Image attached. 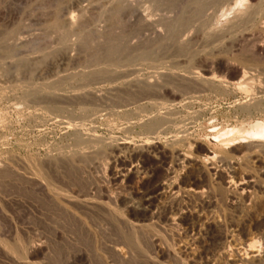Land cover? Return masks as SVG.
<instances>
[{
	"label": "rangeland",
	"instance_id": "obj_1",
	"mask_svg": "<svg viewBox=\"0 0 264 264\" xmlns=\"http://www.w3.org/2000/svg\"><path fill=\"white\" fill-rule=\"evenodd\" d=\"M262 1L259 2V8L264 12ZM112 5V0H0V164L5 166L0 167V237L7 241L3 245L0 242V264H66L67 261L70 264L78 252L86 257L87 264H103L105 259L112 260V263L108 261L110 264H243L244 261L240 262L238 258L245 259L248 256L246 259L251 256L259 258L252 264H264V150H232L239 143L246 145L252 139L256 132L253 131L254 127H264V35H261L263 31L255 29L262 26L261 22L259 19L255 21L256 25L249 31L252 35L239 34V28L236 33L219 36L224 38L220 40L212 30L224 31L234 10L224 13V7L217 4H209L219 7L214 10L215 7L212 9L209 6L211 10L206 8L207 15L204 14L197 21L188 18L189 13L182 10L186 1L183 4L181 0H132L131 7L122 3L118 8L113 6L114 9H111ZM139 14L149 20V25L141 21ZM70 17L74 19L71 26L68 22ZM198 21L203 24L199 26ZM170 24L177 27L173 26L170 31ZM229 35L232 39H229ZM180 45H183L182 49H179ZM113 46L116 48L115 52L108 50ZM105 64L119 71L115 75L118 80L115 76L113 77L116 79H111L113 81L103 79L101 82L100 79L90 80L88 83L84 79V72L88 73ZM228 66L239 71L236 78L229 79ZM134 67L136 71L133 73ZM203 69L214 71L217 79L221 77L225 82L215 81L199 87L177 79H158L161 71H183L184 74ZM124 71L129 76L124 77L120 73ZM150 75L152 79L161 80L158 85V89L161 86V92L156 89L155 94H148L149 99L145 97L140 101H132L130 98L134 94L124 90L120 85L122 79L131 76L143 79ZM241 80L244 81L239 84ZM61 81L64 85L59 84ZM238 84L240 87L243 85L242 88ZM118 87L120 93L124 94L120 96L124 98L123 102L119 99ZM114 88L119 94H116ZM89 89L100 94L99 99L93 100L89 96L86 99L79 97L78 101L76 98H67L68 94L76 93L75 91ZM124 100L125 103L128 102L127 107ZM154 101L157 102V107ZM249 101L256 105L246 108ZM169 106L174 108L170 124L153 132L143 128L142 123L148 116ZM241 125L247 127L244 130L248 134L243 135L242 129L239 131ZM246 135L249 139L245 138ZM254 136L252 140L264 141V136ZM227 138L229 143L226 142ZM223 140L225 143H222ZM118 141L130 142L129 145L136 152L145 150L146 146L155 142L167 149L178 148L183 153L194 152L192 155L200 160L204 157L198 147L205 146L217 153L214 161L217 165L222 164L218 157L219 148L226 147L230 152L225 160L229 179L237 181L245 177L253 182L247 188L248 197L245 200L236 198L234 203L229 202V196L226 195L229 188L217 175L208 173L202 181L196 172L187 175L181 171L188 178L196 179H189L184 185L204 189L203 195H183L176 202L162 196L158 204L173 208L170 207L172 211L168 212L169 220H162L157 224L153 222L155 226L152 223L145 226L143 231H129L130 238H133L129 240L131 254L125 263H116V254L108 245L123 237L122 225L106 229L108 232H96L93 234L94 239L91 234L83 233L81 229L79 231L74 223L65 220L61 209L49 198L46 190L38 186L39 181L43 184L45 182L34 174V168L40 167L41 173L45 170L41 175L46 180H51V183L48 182L52 187L56 185L54 187L61 197L68 196L71 205L96 203L115 211L114 216L125 214L129 219L135 220L132 214L126 212L131 200L135 199L132 191L142 190L141 188L151 186L156 181L163 182L166 169L173 165L170 160L165 163L168 167L158 162V150L151 147L153 155L150 151V158L146 162L143 157H133L124 149H120L118 153L110 151V144ZM119 153L125 154L122 155L125 159L130 156L126 162L138 170L140 168V173L136 171L131 174L130 181L124 188L111 182V175L118 168V164L111 160L114 159V154ZM40 162L42 163L39 164ZM17 170L29 176L27 180L31 181L18 175ZM46 174H49V179ZM91 214L92 222L96 225L101 218L104 219L101 213ZM89 218L91 220V216ZM171 220L177 226L172 225ZM189 224L194 225V229H186L185 226ZM32 240L40 244V247L37 253L30 256L22 244L29 245ZM250 244L253 246L248 247ZM208 246L210 250L206 252ZM95 258L101 261L93 260ZM74 263L83 264L81 261Z\"/></svg>",
	"mask_w": 264,
	"mask_h": 264
},
{
	"label": "bare ground",
	"instance_id": "obj_2",
	"mask_svg": "<svg viewBox=\"0 0 264 264\" xmlns=\"http://www.w3.org/2000/svg\"><path fill=\"white\" fill-rule=\"evenodd\" d=\"M186 1V5H185V7H184V9H182V10H186L187 11V13H189L188 15H189V17L188 18H190V19H192V20H199V19H202L201 17L202 16H204V14L205 15H207L206 14V12H205V9L207 8V9H209V10H211L210 8H214L215 7V9L214 10H216V9H218V7L220 6V7H224L223 9H222V11L224 10V13L228 10H234V14L232 15V18L230 19V17H229V19H228V21H227V24L225 25L226 26V28H224V31L223 30H219L218 31V29H217V31H216V29H214V27H213V29L214 30H212L213 31V34L215 33L216 35V37H218V39H220V40H223V39H221V37L223 36V34H231V32L232 33H236V31L238 30L240 33L239 34H242V35H244V34H250L249 33V31L250 30H252V27L254 26V24H255V21L256 20H258L259 19V21L261 22V24H262V26L261 27H259V28H255V29H259L258 30V32L261 30V32L263 33H261V35H264V12L262 11V10H260V8H259V2H261L262 0H181V2L184 4V2ZM110 2V1H109ZM262 2H264V1H262ZM112 3H113V5L111 6V9H114V8H112L113 6L114 7H119V5L120 4H122L123 3V5H126L127 7H131L132 6V0H112ZM211 4H217V5H219V6H217V8H216V6H214V7H212V6H210ZM210 6V8H208ZM124 7V6H123ZM186 8V9H185ZM123 9V8H122ZM129 9V8H128ZM82 10H83V8H82ZM221 10V9H220ZM181 11V10H180ZM189 11V12H188ZM205 12V13H204ZM219 12V11H218ZM232 12V11H231ZM181 14H182V12H181ZM186 14V13H185ZM228 14V13H227ZM140 15V14H139ZM139 15H137V16H139ZM213 15H215V13L213 14ZM134 16V15H133ZM186 16V15H185ZM225 16V15H224ZM140 17V19H141V21L144 23V24H146V25H149V20L148 19H146L144 16H139ZM183 17V16H182ZM207 17V16H206ZM184 18V17H183ZM188 18H187V20H188ZM227 18V17H226ZM177 20H179L178 18H176ZM206 19V18H205ZM176 20V21H177ZM181 20V19H180ZM184 20H185V18H184ZM204 20V19H203ZM209 20V19H208ZM218 20H219V18H218ZM191 21V20H190ZM226 21V20H225ZM68 22H69V24H70V26L72 25V24H74V19L73 18H68ZM170 22V21H169ZM174 22V21H173ZM186 22V21H185ZM192 22V21H191ZM200 22H201V20H200ZM199 21L197 22L198 24L200 23ZM182 23V22H181ZM184 23V22H183ZM182 23V24H183ZM189 23V21L187 22V23H185L186 25ZM204 23H206V22H204ZM215 23V22H214ZM226 23V22H225ZM68 24V25H69ZM201 24H203V23H201ZM201 24H199V26L201 25ZM260 24V25H261ZM169 25V24H168ZM180 25V24H179ZM179 25H178V27H179ZM190 25V24H189ZM204 25H206V24H204ZM256 25V24H255ZM259 25V24H258ZM175 27V25H172V24H170V27H168V28H170V31H171V29H172V27ZM182 26V25H181ZM208 26V25H207ZM73 27V26H72ZM173 27V28H174ZM176 27H177V25H176ZM175 27V28H176ZM167 28V27H166ZM192 28V27H191ZM203 28V27H202ZM212 28V27H211ZM216 28V27H215ZM205 29V28H204ZM175 30V29H174ZM173 30V31H174ZM189 30V29H188ZM202 31V30H201ZM210 31V30H209ZM211 31V32H212ZM257 31V30H256ZM175 32V31H174ZM178 32V31H177ZM258 32H257V34H258ZM172 33V32H171ZM180 33V32H179ZM190 33V32H189ZM194 34V33H193ZM210 34V33H209ZM168 35V34H167ZM178 35V34H177ZM212 35V34H211ZM236 35V34H235ZM250 35H252V34H250ZM117 36V35H116ZM179 36V35H178ZM219 36H221V37H219ZM225 36V35H224ZM233 36V35H232ZM245 36V35H244ZM249 36V35H248ZM255 36V35H254ZM181 37V36H180ZM208 37V36H207ZM234 37V36H233ZM237 37H238V34H237ZM244 38H246V37H244ZM228 39V38H227ZM229 39H232L231 37H230V35H229ZM235 39V38H234ZM242 39H243V37H242ZM264 39V38H263ZM181 40V39H180ZM241 40V39H240ZM249 40V39H248ZM209 41V40H208ZM207 41V42H208ZM229 41V40H228ZM227 41V42H228ZM258 41V40H257ZM123 42V41H122ZM226 42V41H225ZM224 42V43H225ZM125 43V42H124ZM220 43V42H219ZM230 43V42H229ZM251 43H252V41H251ZM260 43V42H259ZM209 44V43H208ZM226 44V43H225ZM256 45V44H255ZM258 46V45H257ZM257 46H255V47H257ZM259 46H261V44L259 45ZM180 47V48H179ZM178 48L179 49H182L183 48V45H180ZM247 47V46H246ZM106 49V48H105ZM109 49H112V51L113 52H115V50H116V48L113 46L112 48H108V50ZM120 49V48H119ZM185 49V48H184ZM255 50V49H254ZM111 51V52H112ZM121 51V50H120ZM129 51V50H128ZM110 52V51H109ZM117 52V51H116ZM125 52H126V50H125ZM211 52V51H210ZM107 53V52H106ZM182 54H183V52H182ZM119 55V54H118ZM104 56V55H103ZM105 60V59H104ZM106 61V60H105ZM112 63V62H111ZM125 63V62H124ZM105 65H107V64H105ZM101 66V67H96V68H94V69H92L91 71H89L88 73L87 72H84V71H82V72H84L83 73V75H84V79L85 80H87L88 81V83H89V81L90 80H100L101 79V82H102V80L103 79H112V78H114L113 76H115L117 73H119V71L118 70H116L115 68H112L111 67V65H107V66ZM115 65V64H114ZM125 65H128V64H125ZM124 65V66H125ZM133 65H135V64H133ZM132 65V66H133ZM98 66H100V65H98ZM121 67V66H120ZM136 67V66H135ZM135 67H134V71H133V73L136 71L135 70ZM211 67V66H210ZM92 68V67H91ZM117 68H118V66H117ZM123 68V67H122ZM132 68V67H131ZM139 67H137V69H138ZM129 69V68H128ZM128 69H127V71H128ZM140 69V68H139ZM186 69V68H185ZM212 69V68H211ZM124 70V69H123ZM192 70V69H191ZM122 71V70H121ZM255 71V70H254ZM183 72V71H182ZM177 73V72H165V71H161L158 75V79L160 78V79H163V81H164V79H177V81L179 80V81H181L182 83H186V84H188V85H198L199 87L202 85H209L210 83H213V82H215V81H217L218 83H221V82H225V80H223V79H220L221 77H218V79H217V77L214 75V71L212 72V70L210 71V70H208V69H203L202 71H189L188 73L186 72V73ZM220 72V71H219ZM243 72H246V71H244L243 70ZM86 73V74H85ZM120 73H123L124 74V77L125 76H129V73L128 72H126V71H124V72H120ZM130 73H131V71H130ZM137 73V72H136ZM227 75L229 76V79L230 78H232V79H234V78H236V76H238L239 75V71L238 70H236L234 67H229L228 66V68H227ZM81 74V73H80ZM242 75H245V74H243V73H241ZM252 74H254V73H252ZM82 75V74H81ZM82 75V76H83ZM137 74H135V76H136ZM246 75H249V74H246ZM132 76H133V74H132ZM128 77V78H125V79H122V81H121V86L122 87H124V90H126V92L128 91H130V92H133L132 94H134V97H133V95L131 96V98L130 99H132V101H140V100H142V99H144L145 97H148L149 95L148 94H150L151 92L153 93L154 91H156V89L157 90H160V88H161V86H160V88L158 89V85H159V83L161 82V80H156V79H152L151 78V76L152 75H150V77L148 76L147 78H143L142 79V77H140V78H136V77ZM218 76V75H217ZM223 76V75H222ZM226 76V75H225ZM116 77V76H115ZM154 78H155V76H153ZM251 77V76H250ZM117 78V79H116ZM116 78H114V79H116V80H118V77H116ZM227 78V77H226ZM242 78V77H241ZM83 79V78H82ZM228 79V80H229ZM244 79V78H243ZM70 80V79H69ZM78 80H80V79H78ZM227 80V81H228ZM251 80V79H250ZM54 81V80H53ZM111 81H113V80H111ZM226 81V82H227ZM244 81V80H243ZM242 80L239 82V84H241V82H243ZM48 82V81H47ZM55 82V81H54ZM65 82V81H64ZM94 82V81H93ZM97 82V81H96ZM104 82V81H103ZM105 82H106V80H105ZM168 82V81H167ZM170 82V81H169ZM254 82V81H253ZM45 83V82H44ZM49 83V82H48ZM60 83H62V81L61 82H59V84ZM85 83V82H84ZM109 83H111V82H109ZM114 83H116V82H114ZM249 83V82H248ZM63 84V83H62ZM61 84V85H62ZM69 84H70V82H69ZM78 84V83H77ZM79 84H80V82H79ZM83 84V83H82ZM81 84V85H82ZM96 84V83H95ZM113 84V83H112ZM168 84V83H167ZM228 84V83H227ZM238 84V85H239ZM42 85V84H41ZM47 85V84H46ZM53 85H54V83H53ZM64 85V84H63ZM86 85V84H85ZM111 85V84H110ZM116 85V84H115ZM119 85V86H120ZM245 85V84H244ZM248 85V84H247ZM260 85V84H259ZM60 86V85H59ZM87 86V85H86ZM89 86V85H88ZM95 86V85H94ZM117 86V85H116ZM219 86V85H218ZM243 86V85H242ZM242 86L240 87V85L238 86L239 88H242ZM246 86V85H245ZM40 87V86H39ZM38 87V88H39ZM46 87V86H45ZM50 87V86H49ZM62 87V86H61ZM80 87V86H79ZM110 87V86H109ZM109 87H108V89H109ZM122 87H120V88H122ZM206 87H208V86H206ZM214 87H215V85H214ZM226 87V86H225ZM248 87V86H247ZM246 87V88H247ZM59 88V87H58ZM67 88V87H66ZM71 88V87H70ZM126 88V89H125ZM163 88V87H162ZM62 89V88H61ZM60 89V90H61ZM69 89V88H68ZM78 89V88H77ZM81 89V88H80ZM111 89V88H110ZM115 89V88H114ZM113 89V90H114ZM170 89V88H169ZM173 89H176V88H173ZM172 89V90H173ZM245 88H243V90H244ZM44 90V89H43ZM42 90V91H43ZM48 90H50V89H48ZM91 89H89V90H82V91H75L76 93H71V94H68L67 95V98L69 97V98H76L77 99V101H78V99H80L79 97H84L85 99H86V97L87 96H89L90 98H92L93 100L94 99H99V95L100 94H97V92H94V91H90ZM104 90V89H103ZM123 90V89H122ZM121 90V91H122ZM194 90V89H193ZM245 90H249V89H245ZM253 90V89H252ZM251 90V91H252ZM53 91H55V90H53ZM63 91V90H62ZM98 91V90H97ZM118 91H119V93H120V89H119V87H118ZM188 91V90H187ZM191 91V90H190ZM250 91V92H251ZM46 92V91H45ZM48 92H50V91H48ZM59 92V91H58ZM74 92V91H73ZM108 92V91H107ZM115 92H116V89H115ZM125 92V93H126ZM160 92H161V90H160ZM249 92V93H250ZM32 93V92H31ZM51 93V92H50ZM99 93H101V92H99ZM105 93V92H104ZM112 93V92H111ZM118 92H116V94H119ZM165 93V92H164ZM171 93V92H170ZM193 93V92H192ZM41 94V93H40ZM58 94V93H57ZM110 94V93H109ZM113 94H114V91H113ZM121 94V95H120ZM118 96L120 97V96H122V94L123 93H120ZM128 94V93H127ZM131 94V93H130ZM154 94H155V92H154ZM172 94V93H171ZM194 94V93H193ZM192 94V95H193ZM32 95V94H31ZM54 95V94H53ZM112 95V94H111ZM124 95V94H123ZM151 95V94H150ZM153 95V94H152ZM175 94H173V96H174ZM180 95V94H179ZM56 96V95H55ZM110 96V95H109ZM117 96V97H118ZM190 96H191V94H190ZM44 97V96H43ZM64 97H66V96H64ZM78 97V98H77ZM112 97H114V96H112ZM116 97V98H117ZM126 98H127V96H125ZM128 97H129V95H128ZM152 97V96H151ZM155 97V96H154ZM45 98V97H44ZM47 98V97H46ZM45 98V99H46ZM83 98V99H84ZM88 98V97H87ZM111 98V97H110ZM115 98V99H116ZM125 98V99H126ZM150 97H148L147 99H149ZM153 98V97H152ZM82 99V98H81ZM82 99V100H83ZM84 99V100H85ZM92 99L90 100L91 102H93L92 101ZM104 99V98H103ZM119 99H121L122 100V102H123V99L120 97ZM118 99V100H119ZM157 99V98H156ZM192 99V98H191ZM81 100V101H82ZM102 100V99H101ZM111 100V99H110ZM109 100V101H110ZM126 100H128V99H126ZM69 101H70V99H69ZM88 101H89V99H88ZM97 101H99V100H97ZM106 101H108V100H106ZM117 101V100H116ZM120 101V100H119ZM129 101V100H128ZM255 101V100H254ZM90 102V103H91ZM113 101H111V103H112ZM126 101L124 100V104H125V107H127L126 105H127V103H125ZM152 102V101H151ZM155 102V101H154ZM164 102V101H163ZM167 102V101H166ZM168 102H169V100H168ZM253 102V101H252ZM72 103H74L73 101H72ZM83 103V102H82ZM99 103V102H98ZM105 103V102H104ZM115 103V102H114ZM133 103V102H132ZM131 103V104H132ZM156 103L157 102H155V105H156ZM244 103V102H243ZM255 103V102H254ZM254 103H252V104H250V101H249V103H248V105L246 106V108L249 106V105H253ZM105 104H107V103H105ZM110 104V103H109ZM123 104V105H124ZM129 104H130V102H129ZM134 104V103H133ZM259 104V103H258ZM82 105V104H81ZM84 105L85 104H83V106L82 107H84ZM90 105V104H89ZM102 105H104L103 103H102ZM117 105V104H116ZM119 105H120V103H119ZM147 105V104H146ZM254 105H256V104H254ZM94 106V105H93ZM105 106V105H104ZM139 106V105H138ZM151 106V105H150ZM158 105H156V107H157ZM160 106H162L161 104H160ZM164 106V105H163ZM166 106V105H165ZM183 106V105H182ZM243 106H245V105H243ZM80 107V106H79ZM99 107V106H98ZM143 107V106H142ZM142 107H141V109H142ZM146 107V106H145ZM144 107V108H145ZM250 107H255V106H250ZM257 107V106H256ZM66 108V107H65ZM95 108H96V106H95ZM103 108V107H102ZM107 108V107H106ZM114 108V107H113ZM112 108V109H113ZM151 108H153V107H151ZM155 108V107H154ZM243 108V107H242ZM245 108V107H244ZM243 108V109H244ZM67 109V108H66ZM103 109H105V107L103 108ZM114 109H116V108H114ZM156 109V108H155ZM154 109V110H155ZM160 109V108H159ZM162 109V108H161ZM173 106H169V107H164V110L163 111H157V112H152V113H154L152 116H146V118H148L147 120H145V122L144 123H142V125H143V128H145V129H147V131H157L158 129H160L161 127H163V126H165V125H168V124H170L171 123V115L173 114ZM253 109V108H252ZM56 110V109H55ZM62 110V109H61ZM126 110V109H125ZM135 110V109H134ZM246 110V109H245ZM258 110V109H257ZM83 111V110H82ZM102 111V110H101ZM107 111H108V109H107ZM256 111V110H255ZM259 111V110H258ZM70 112V111H69ZM100 112V111H99ZM133 112V111H132ZM148 112V111H147ZM80 113H81V110H80ZM112 113V112H111ZM134 113V112H133ZM136 113V112H135ZM151 113V114H152ZM254 113V112H253ZM130 114V113H129ZM141 114V113H140ZM245 114H247V113H245ZM135 116V115H134ZM244 116H246V115H244ZM72 117V116H71ZM71 117H69V118H71ZM91 117V116H90ZM247 117V116H246ZM79 118V117H78ZM130 118V117H129ZM174 118V117H173ZM77 119V118H76ZM88 119H90V118H88ZM131 119V118H130ZM251 119V118H250ZM138 120H140L139 118H138ZM248 120V119H247ZM247 120H246V122H247ZM72 121V120H71ZM136 121V120H135ZM141 121V120H140ZM143 121V120H142ZM244 121V120H243ZM133 122V121H132ZM250 122V121H249ZM173 123V122H172ZM248 123V122H247ZM256 123V122H255ZM139 124H141V123H139ZM176 124V123H175ZM243 125H244V123H242ZM257 124H258V122H257ZM172 126H173V124H172ZM251 126H254V125H251ZM256 126V125H255ZM258 127H256V129H255V127L253 128L254 130L253 131H255L256 130V132L254 133L255 135L257 134V136L258 137H260V136H264V127H262V126H260L259 127V125H257ZM72 127V126H71ZM124 127V126H123ZM242 127V128H241ZM241 127H240V129H239V131L242 129V131L241 132H244V134L243 135H245L246 133L248 134V132H245L247 129V127L245 128L244 126H242L241 125ZM244 128L246 129V130H244ZM237 129V130H238ZM236 130V131H237ZM250 130H251V133H253L252 132V129L250 128ZM146 131V132H147ZM166 131V130H165ZM89 132V131H88ZM160 132V131H159ZM225 132V131H224ZM230 132V131H229ZM228 132V133H229ZM250 132V131H249ZM86 133V132H85ZM231 133H233V131L231 132ZM234 133H236V132H234ZM251 133H249L250 134V136H251ZM91 134V133H90ZM238 134H241L242 135V133H239L238 132ZM254 134L252 135V139H253V136H254ZM237 135V134H236ZM76 136V135H75ZM222 136V135H221ZM229 136V135H228ZM240 136V135H239ZM104 137V136H103ZM171 137V136H170ZM241 137V136H240ZM243 137V136H242ZM248 136L246 135L245 136V138H247ZM255 137V136H254ZM221 138V137H220ZM236 138V137H235ZM238 138V137H237ZM236 138V139H237ZM257 138V137H256ZM90 139H92V138H90ZM114 139V138H113ZM113 139H112V141H113ZM147 139V138H146ZM248 139H249V137H248ZM248 139H247V141H248ZM250 140V141H248V143L246 144V145H242V144H240L239 143V145L238 146H235L234 148H232V150H233V152H242L243 150H246V149H252V148H261V150H264V141H258V140H256V139H254V140ZM83 140V139H82ZM93 140V139H92ZM124 140V139H123ZM122 140V141H123ZM158 140V139H157ZM181 140V139H180ZM214 140V139H213ZM220 140V139H219ZM234 140V139H233ZM233 140H231V141H233ZM84 141V140H83ZM99 141V140H98ZM179 141V140H178ZM224 141V140H223ZM225 141H226V139H225ZM225 141L224 142H222V143H225ZM228 141H230V140H228V138H227V143H229ZM246 141V142H247ZM77 142V141H76ZM86 142V141H85ZM94 142V141H93ZM238 142H239V140H238ZM237 142V143H238ZM87 143V142H86ZM89 143V142H88ZM95 143V142H94ZM93 143V144H94ZM130 143V142H129ZM129 143H127V142H119L118 141V143H115L114 142V144H110V151H113V152H115V153H118V151H120V149H124V150H126V151H128V152H130L129 153V155L131 154V156H133V157H136V156H141V157H143L144 158V161L146 162V160H148L149 158H150V154L151 155H153V152L151 151V149H155V150H158V162H160V163H162L163 165H166L165 163L168 161V160H170V162H172V167H169V168H167L166 169V171H165V173H164V181L163 182H155L153 185H151V186H147V187H145L144 189L143 188H141L142 190H139V189H137V190H133L132 191V194H133V198H135L134 199V201H132L131 200V205L129 204V209L126 211L127 213H130V214H132L133 216H134V219L135 220H131V219H129V217H126L125 216V214H122L120 217H118L119 215H115L114 216V212H113V210H111L110 208H107L106 206H104L103 207V205L102 206H98L96 203V205L94 204V205H89V203H86L85 205H76L74 202V204L75 205H71L72 204V202H71V200H70V198H68V196L67 197H61L60 195H59V193H58V191H56V189H55V187L54 186H56V185H54L53 187H52V185L50 184L51 182V180L49 181V180H46L45 179V177H43L41 174L45 171L44 169V171L41 173V168L40 167H37L36 168V166H35V164L33 165V166H35V171H34V174H36L37 176H39V177H41L42 179H43V181L45 182V184H43V182H41V181H39L38 182V186L41 188H43V189H45L46 190V192H47V195L49 196V198L57 205V208L59 207V210H60V212H62L63 214H64V216L63 217H65V220L67 219L68 221H70V222H72V224L73 225H76L78 228H79V231H80V229H81V231L83 232V233H87V234H91L92 236H93V234H95L96 232H105L106 231V229L108 230L110 227H113V226H115V225H117V226H121L122 225V228H124V232L122 233L123 234V237L120 239V240H117V241H115V242H113L111 245H108L109 246V249L110 250H112V251H114V253L116 254V257H115V259L117 258L118 260H116V263H117V261H124V263H125V260L126 259H128V257L130 256V252H131V245H130V243H129V240H133V238H130V236L131 235H129V231L131 232V230L133 231V233H134V231H137V230H142V229H144V227L146 226H148V225H151L153 222L154 223H156L157 224V222H162V220H165L164 222H166V220H169L168 218V212H170V210H171V206H166V205H159L158 204V201H159V199L162 197V196H167V197H169L173 202H176V201H178V199H180V198H182L181 196H183V195H197V196H201V195H203V192H204V189H197V188H194V187H191V185L190 186H188L187 185V187L184 185L185 183H186V181L187 180H193V181H195L196 179H195V177H191V178H188L186 175H184V174H182L181 173V171H183V172H185V173H187V175L188 174H192L193 172H196V174L200 177V180H202V181H204V179H206L205 178V176L208 174V173H213V174H215V175H217L219 178H221L222 180H223V182L228 186L227 188H229L228 190V192L229 193H227L226 195H228L229 196V202L231 201V202H233L234 203V200L237 198H239V199H247V197H248V193H246V192H248L247 191V188L248 187H250L249 185L251 184V182H252V180H248L247 178H239V179H241V180H237V181H232V180H230L229 179V176H228V172H226V170H227V167L225 166V164H226V156H227V153H230L229 152V150H226L223 146H220V148H219V153H220V155L218 156V157H220V161L222 162V164L220 163V165H217V164H215V159L217 158V153H215L214 151H212L211 149H209L208 147H205V146H200L199 145V147H198V149L203 153V157H204V159L202 160H200V159H198L194 154V156L192 155V153H194V152H186V153H183V152H181L180 150H178V148L177 149H167V148H165V147H161V146H159L158 144H156L155 142L154 143H152V144H150L149 146H146L145 147V150H141V151H139V152H136L133 148H132V146H130L129 145ZM149 143V142H148ZM176 143V142H175ZM219 143V142H218ZM160 144V143H159ZM236 144V143H235ZM76 145V144H75ZM79 145V144H78ZM166 145H167V143H166ZM220 145H222V144H220ZM99 146H101V145H99ZM102 147V146H101ZM150 147H151V149H150ZM108 148V147H107ZM218 148V147H217ZM263 148V149H262ZM258 149V150H259ZM97 150V149H96ZM190 150H191V148H190ZM189 150V151H190ZM100 151V150H99ZM98 151V152H99ZM150 151H151V153H150ZM93 152V151H92ZM108 152V151H107ZM113 152H112V154H113ZM91 153V152H90ZM125 153V152H124ZM150 153V154H149ZM156 153H157V151H156ZM83 154V153H82ZM93 154V153H92ZM128 154V153H127ZM73 155V154H72ZM122 155H125V154H121L120 155V153L119 154H114V159L113 160H111V161H113V162H115L116 164H118V168L115 170V172L114 173H112V177H111V182L112 183H114V184H116V186L118 187V185H120L122 188H124V187H127V183L130 181V176H131V174L132 173H134V172H136V171H138L137 173H140V168H139V170H138V168H136V167H134L133 165H129L127 162H126V159L127 158H129V157H127L126 159H125V157L124 156H122ZM157 155V154H156ZM79 156H80V154H79ZM107 156H109V155H107ZM154 156H155V154H154ZM66 157V156H65ZM90 157V156H89ZM92 157H94V156H92ZM112 157H113V155H112ZM140 157V158H141ZM153 157V156H152ZM63 158V157H62ZM68 158V157H67ZM111 158V157H110ZM142 158V159H143ZM50 159V158H49ZM55 159V158H54ZM132 159V158H131ZM19 160V159H18ZM52 160V159H51ZM56 160V159H55ZM62 161H63V159H61ZM67 160V159H66ZM152 160V159H151ZM150 160V161H151ZM33 161V160H32ZM87 161V160H86ZM129 161V160H128ZM16 162V161H15ZM64 162V161H63ZM66 163H67V161H65ZM70 162V161H69ZM130 162H133V161H130ZM129 162V163H130ZM141 163H142V161H140ZM144 162V163H145ZM152 162V161H151ZM2 163V162H1ZM20 163V162H19ZM18 163V164H19ZM26 163V162H25ZM42 162H40L39 164H41ZM85 163V162H84ZM100 163V162H99ZM17 164V165H18ZM24 164V163H23ZM38 164V163H37ZM36 164V165H37ZM109 164V163H108ZM112 164V163H111ZM114 164V163H113ZM148 164V163H147ZM171 164V163H170ZM1 165V164H0ZM24 165H26V164H24ZM51 165V164H50ZM55 165V164H54ZM61 165V164H60ZM144 165H146V163L144 164ZM162 165V166H163ZM21 166V165H20ZM19 166V167H20ZM27 166V165H26ZM46 166H48V165H46ZM117 166V165H116ZM167 166V165H166ZM0 167H5L3 164L0 166ZM14 167V166H13ZM23 167V166H22ZM110 167V166H109ZM142 167V166H141ZM168 167V166H167ZM234 167V166H233ZM21 168V167H20ZM58 168V167H57ZM111 168V167H110ZM143 168H144V166H143ZM142 168V169H143ZM12 169V168H11ZM50 169V168H49ZM151 169V168H150ZM114 170V169H113ZM145 170V169H144ZM25 171H26V168H25ZM49 171V170H48ZM142 171V170H141ZM27 172V171H26ZM28 172H29V170H28ZM46 172V171H45ZM51 172H54V171H51ZM57 172V171H56ZM113 172V171H112ZM264 172V171H263ZM18 175H23V176H25V178L24 179H26L27 180V178H30L29 176H27V175H24L23 173H21V172H19L18 170H17V172H16ZM30 173V172H29ZM31 173H33L32 171H31ZM137 173H135V174H137ZM143 173V172H142ZM33 174V175H34ZM134 174V175H135ZM151 174V173H150ZM47 175V174H46ZM49 175V174H48ZM48 175H47V178H48ZM143 175H145V174H143ZM53 176V175H52ZM146 176V175H145ZM149 176V175H148ZM231 176V175H230ZM18 177H20V176H18ZM51 177V176H50ZM60 177V176H59ZM152 177V176H151ZM21 178V177H20ZM23 178V177H22ZM58 178V177H57ZM208 178V177H207ZM218 178V179H219ZM41 179V180H42ZM49 179V178H48ZM50 179H52V178H50ZM250 179V178H249ZM30 180V179H29ZM29 180H27V181H29ZM33 180V179H32ZM56 180V179H55ZM58 180V179H57ZM139 180V179H138ZM221 180V181H222ZM31 181V180H30ZM50 183H49V182ZM140 181V180H139ZM29 183H31V182H29ZM36 183H37V181H36ZM55 183H56V181H55ZM253 183V182H252ZM35 184V183H34ZM58 184V183H57ZM131 184V183H130ZM35 185H37V184H35ZM143 185V184H142ZM119 186V187H120ZM36 187V186H35ZM141 187V186H140ZM39 188V189H40ZM60 188H62V187H60ZM108 188V187H107ZM107 188H105V189H107ZM231 188V189H230ZM37 189V188H36ZM42 189V190H43ZM118 189H120V188H118ZM45 190H44V192H45ZM128 190H130V189H128ZM132 190V189H131ZM41 191V190H40ZM62 191V190H61ZM107 191V190H106ZM60 192V191H59ZM63 192V191H62ZM109 193V192H108ZM114 193V192H113ZM45 194V193H44ZM66 194V193H65ZM121 194V193H120ZM77 195V194H76ZM86 195V194H85ZM105 195V194H104ZM110 195H111V193H110ZM129 195V194H128ZM131 195V194H130ZM129 195V196H130ZM66 196V195H65ZM87 196H88V194H87ZM93 196V195H92ZM115 196V195H114ZM128 196V197H129ZM228 196H227V198H228ZM74 197V196H73ZM104 197V196H103ZM108 197V196H107ZM48 198V199H49ZM132 198V197H131ZM130 198V199H131ZM132 198V199H133ZM109 199V198H108ZM114 199V198H113ZM119 199V198H118ZM81 200V199H80ZM161 200V199H160ZM112 201H114V200H112ZM181 201H183V200H181ZM240 201V200H239ZM238 201V202H239ZM118 202V201H117ZM165 202V201H164ZM79 203V202H78ZM82 203V202H81ZM84 203V202H83ZM112 203V202H111ZM119 203V202H118ZM128 203V202H127ZM126 203V204H127ZM99 204V203H98ZM116 204V203H115ZM172 204V203H171ZM186 204V203H185ZM118 205V204H117ZM128 205V204H127ZM113 206V205H112ZM56 207V206H55ZM106 207V208H105ZM171 207V208H170ZM123 208V207H122ZM125 208H126V205H125ZM181 208V207H180ZM173 209V208H172ZM172 211V210H171ZM117 212V211H116ZM119 212V211H118ZM125 212V211H124ZM182 212V211H181ZM91 213H101L102 214V216H103V218L104 219H102L101 218V220L99 221V224L98 225H96L94 222H92V214ZM180 214V213H179ZM20 216V215H19ZM89 216H91V220H90V218H89ZM99 216V215H98ZM169 216H170V213H169ZM178 217H180V216H178ZM183 217V216H182ZM89 218V219H88ZM171 218V217H170ZM172 219V218H171ZM174 219V218H173ZM172 219V220H173ZM180 219H182V218H180ZM95 220V219H94ZM171 220V222H172V225H176V224H174L175 222L174 221H172ZM176 220V219H175ZM182 220H185V219H182ZM141 221H145V222H148V223H146V224H143V222H141ZM141 222V223H140ZM167 222H169V221H167ZM170 222V223H171ZM178 223H179V221H177ZM176 222V223H177ZM33 223V222H32ZM66 223H69V222H66ZM153 223V224H154ZM169 224V223H168ZM179 224H181V223H179ZM178 224V225H179ZM188 224V223H187ZM94 225H95V227H94ZM170 225V224H169ZM184 225H186V224H184ZM154 226H155V224H154ZM177 226V225H176ZM202 226V225H201ZM77 227H75V228H77ZM145 227V228H146ZM186 227V229H194V225H192V224H189V225H187V226H185ZM77 228V229H78ZM115 228V227H114ZM113 228V229H114ZM156 228V227H155ZM111 229V228H110ZM119 229V228H118ZM121 229V228H120ZM119 229V230H120ZM185 229V228H184ZM150 230V229H149ZM17 231V230H16ZM75 231H77V230H75ZM93 231V232H92ZM123 231V229L121 230V232ZM143 231V230H142ZM1 232V231H0ZM106 232H108V231H106ZM118 232V231H117ZM150 232V231H149ZM4 233V232H3ZM3 233H2V236H3ZM6 233V232H5ZM4 233V234H5ZM120 233V232H119ZM15 234V233H14ZM16 234H18V233H16ZM21 234V233H20ZM132 234V233H131ZM91 235H89L90 237H92ZM135 235V234H134ZM146 235V234H145ZM67 236V235H66ZM122 236V235H121ZM120 236V237H121ZM136 236V235H135ZM140 236V235H139ZM4 237H6V236H4ZM18 237V236H17ZM70 237V236H69ZM94 237L95 236H93L92 237V239H94ZM115 237V236H114ZM134 237V236H133ZM65 238V237H64ZM83 238V237H82ZM86 238H87V236H86ZM98 237H96V239H97ZM130 238V239H129ZM28 239V238H27ZM95 239V240H96ZM102 239V238H101ZM100 239V240H101ZM135 239V238H134ZM148 239V238H147ZM7 240H9V239H7ZM23 240V239H22ZM29 240V239H28ZM65 240H68V238H66ZM84 240V239H83ZM104 240V239H103ZM10 241V240H9ZM20 241V240H19ZM31 241V240H30ZM36 241H37V239H36ZM91 241V240H90ZM0 242H2V245L5 243V242H7L6 241V238L4 239H2V237H0ZM38 242V241H37ZM72 242V241H71ZM22 243V242H21ZM23 243H24V241H23ZM43 243V242H42ZM68 244H69V242H67ZM79 243V242H78ZM96 243H98V242H96ZM133 243V242H132ZM9 244V243H8ZM11 244V243H10ZM12 244H14V243H12ZM27 244V243H26ZM26 244L24 245V244H22V246L24 247L25 246V248H27V254L28 255H30V256H33L35 253H37V250L39 249V247H40V244H37V243H34L33 242V240H32V242L28 245V247H26ZM89 244V243H88ZM139 244V243H138ZM17 246V245H16ZM16 246H14L15 248H16ZM21 246V245H20ZM97 246V245H96ZM103 246V245H102ZM101 246V247H102ZM106 246V245H105ZM251 246H253V244L251 245H249L248 247H251ZM98 247V246H97ZM96 247V248H97ZM209 247V246H208ZM19 248V247H18ZM17 249V248H16ZM15 249V250H16ZM22 249V247L20 248V250ZM103 249H104V247H103ZM108 249V250H109ZM251 249V248H250ZM79 250V249H78ZM136 250V249H135ZM210 250V247L209 248H206V252L207 251H209ZM241 250V249H240ZM12 251V250H11ZM229 251V250H228ZM18 252V251H17ZM23 252V251H22ZM101 252V251H100ZM109 252V251H108ZM134 252V251H133ZM204 252V251H203ZM215 252V251H214ZM225 252V251H224ZM223 252V253H224ZM246 252V251H245ZM26 253V252H25ZM85 253V252H84ZM113 253V254H114ZM139 253V252H138ZM247 253V252H246ZM94 254V253H93ZM248 254H250V253H248ZM21 257H22V255H20ZM75 256V255H74ZM98 256H101V255H98ZM115 256V255H114ZM114 256H112V259H113V257ZM134 256V255H133ZM147 256V255H146ZM174 256V255H173ZM92 257V256H91ZM106 257V256H105ZM111 257V256H110ZM109 257V258H110ZM249 257V256H248ZM248 257H246V258H248ZM17 258V257H16ZM86 257H84V256H82V254H81V252H78L77 254H76V256L74 257V259H73V262H75V261H81L83 264H87V262H86V259H85ZM94 258V257H93ZM99 259L101 258L102 259V257H98ZM244 259V258H238V261H240V262H243L244 261V263L246 262V264H248L249 262L251 263V262H254V261H257V260H259V258H257L256 256H251L250 257V259ZM97 258H95V259H93V260H96ZM92 260V261H93ZM98 260V259H97ZM110 260V259H109ZM108 260V261H109ZM261 260V259H260ZM98 261H101V260H98ZM108 261L105 259L104 261H102V263L103 264H110V263H112L111 261H109L110 263H108ZM73 262L72 263H70V264H73ZM115 262V261H114ZM248 262V263H247ZM91 263V262H90ZM119 263H121V262H119ZM243 263V264H244ZM66 264H69L68 263V261L66 262ZM75 264V263H74ZM114 264V263H113ZM252 264V263H251Z\"/></svg>",
	"mask_w": 264,
	"mask_h": 264
}]
</instances>
